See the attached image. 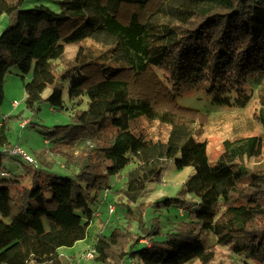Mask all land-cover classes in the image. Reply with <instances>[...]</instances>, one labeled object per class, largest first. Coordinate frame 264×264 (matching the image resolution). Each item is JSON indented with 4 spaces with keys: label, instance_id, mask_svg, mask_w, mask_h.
<instances>
[{
    "label": "trees",
    "instance_id": "16d2710c",
    "mask_svg": "<svg viewBox=\"0 0 264 264\" xmlns=\"http://www.w3.org/2000/svg\"><path fill=\"white\" fill-rule=\"evenodd\" d=\"M24 1L0 0V16L9 18L0 34V106L15 65L24 75L33 69L25 83L31 111L48 87L46 100L58 109L68 94L76 110L64 136L81 145L68 155L79 171L5 178V155L23 158L12 152L6 120L22 114L0 123V264H73L59 249L86 238L90 202L112 192V177L134 164L113 192L118 204L137 202L172 159L195 172L165 202L191 206L189 194L199 208L167 239L140 248L133 246L144 236L130 228L99 231L96 264L129 257L131 264H208L215 250L205 245L207 230L233 253L263 263L264 169L248 160L262 154L264 133L226 138L211 164L207 141L199 139L210 114L179 103L175 90L202 89L215 107L248 104L264 81V0H59V11L46 4L24 9ZM87 40L101 47L83 45ZM69 44H78L73 58L66 57ZM143 76L156 86L150 96L134 91ZM262 98L255 117L264 130ZM143 122L165 124L166 134L150 135Z\"/></svg>",
    "mask_w": 264,
    "mask_h": 264
},
{
    "label": "rangeland",
    "instance_id": "374dc122",
    "mask_svg": "<svg viewBox=\"0 0 264 264\" xmlns=\"http://www.w3.org/2000/svg\"><path fill=\"white\" fill-rule=\"evenodd\" d=\"M37 4H46L52 9L59 11V0H25L22 8L27 9ZM9 18L7 14L0 16V33L7 27ZM85 46L91 45L98 49L101 47L87 40L82 43ZM78 49V44L67 45V58H73ZM158 71V69H157ZM160 72V70H159ZM33 74V69L24 75L21 69L15 65L7 73L4 84V100L0 106V123L9 115L22 114L20 119H7L9 126L8 136L11 146H21L36 163H28L20 156L5 155V168L9 175L5 178L17 176L30 177L35 171L53 172L64 177H74L79 171L76 163H69L68 155L73 154L81 145H77V140L65 137L69 131V125L73 124V116L76 108L70 101L68 94H64L65 107L58 109L51 106L46 100L51 88L48 87L44 93L45 98L37 112H33L26 106L25 83ZM163 75V73L160 72ZM153 82H149L145 77H137L134 84V91L148 96L155 90ZM175 99L181 104L201 109L210 114V119L205 125L203 136L199 139L206 140L208 144V158L211 164L216 163L223 149V141L226 138H233L240 135H259L264 130L260 122L255 117L263 103L264 81L256 87L251 95L248 104L242 108L215 107L211 99L206 97L204 90L196 87L182 85L179 90H175ZM19 104L14 107L13 102ZM87 108V102L81 109ZM31 120L26 126H22L25 121ZM144 130L150 135L163 137L166 134V125L158 122H143ZM249 164L256 169H264V148L261 155L248 160ZM134 164L128 165L120 174L113 176L114 188L124 186L128 171ZM194 166L178 168L176 159H172L163 170L161 179H156L148 183L147 188L137 202L118 204L117 198L107 189L105 193H99V197L94 202H90L92 219L88 228L87 236L75 243L74 246L59 249L67 258L73 260V264H96L94 257L89 258L88 254L94 251L98 232L109 233L112 227H126L131 231L144 236L141 243L134 244L133 247L140 248L149 243V240H164L171 232L177 231V227L189 219V212L198 209V199L192 195L187 196L191 200V206H180L167 204L166 198L175 197L183 188L184 183L194 174ZM159 204H157V202ZM110 205L116 206L114 211H110ZM132 209V211H130ZM81 211V210H80ZM87 216V215H86ZM205 245L215 250V259L208 264H244L248 261L252 264H264L253 259L233 253L227 244H219L216 236L210 230L205 231ZM95 256V254H94ZM131 258H127L125 264H131ZM183 264H202L199 260Z\"/></svg>",
    "mask_w": 264,
    "mask_h": 264
},
{
    "label": "built area",
    "instance_id": "2783aa9c",
    "mask_svg": "<svg viewBox=\"0 0 264 264\" xmlns=\"http://www.w3.org/2000/svg\"><path fill=\"white\" fill-rule=\"evenodd\" d=\"M18 104H19V102L16 101V100L13 102V106L14 107H16ZM25 124H27V121L23 122L22 126H25ZM12 152L14 154L22 155L23 158H25L31 164H35L36 163L35 159L32 156H30L21 146H15L12 149ZM114 209H115V206L114 205H110V211H114ZM94 254H95V252H90L88 254V257L92 258V257H94Z\"/></svg>",
    "mask_w": 264,
    "mask_h": 264
},
{
    "label": "crops",
    "instance_id": "0c3cea01",
    "mask_svg": "<svg viewBox=\"0 0 264 264\" xmlns=\"http://www.w3.org/2000/svg\"><path fill=\"white\" fill-rule=\"evenodd\" d=\"M1 34V33H0Z\"/></svg>",
    "mask_w": 264,
    "mask_h": 264
}]
</instances>
